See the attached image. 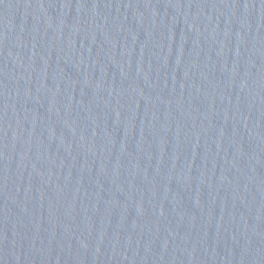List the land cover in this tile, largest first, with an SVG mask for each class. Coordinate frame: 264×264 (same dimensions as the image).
Masks as SVG:
<instances>
[{"label":"water","instance_id":"obj_1","mask_svg":"<svg viewBox=\"0 0 264 264\" xmlns=\"http://www.w3.org/2000/svg\"><path fill=\"white\" fill-rule=\"evenodd\" d=\"M0 264H264V0H0Z\"/></svg>","mask_w":264,"mask_h":264}]
</instances>
